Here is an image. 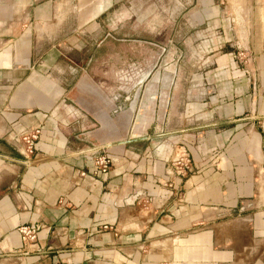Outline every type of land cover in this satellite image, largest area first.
Wrapping results in <instances>:
<instances>
[{
	"label": "crops",
	"instance_id": "0c3cea01",
	"mask_svg": "<svg viewBox=\"0 0 264 264\" xmlns=\"http://www.w3.org/2000/svg\"><path fill=\"white\" fill-rule=\"evenodd\" d=\"M217 1L199 0L196 21ZM54 11L0 0V264H264V70L253 89L228 50L215 90L196 98L156 76L132 119L120 115L125 139L89 147L64 80L38 67ZM30 129L40 135L23 154L11 140ZM175 146L193 162L182 175ZM31 224L35 246L18 229Z\"/></svg>",
	"mask_w": 264,
	"mask_h": 264
},
{
	"label": "rangeland",
	"instance_id": "374dc122",
	"mask_svg": "<svg viewBox=\"0 0 264 264\" xmlns=\"http://www.w3.org/2000/svg\"><path fill=\"white\" fill-rule=\"evenodd\" d=\"M249 1L218 0L219 14L200 24L199 0H53V18L39 32L47 60L38 67L64 80L84 145L111 146L126 136L122 111L132 119L156 76L207 97L229 50L243 80L261 89L264 0ZM252 25L260 44L249 43Z\"/></svg>",
	"mask_w": 264,
	"mask_h": 264
},
{
	"label": "built area",
	"instance_id": "2783aa9c",
	"mask_svg": "<svg viewBox=\"0 0 264 264\" xmlns=\"http://www.w3.org/2000/svg\"><path fill=\"white\" fill-rule=\"evenodd\" d=\"M39 129H30L19 136H15L11 141L18 147L23 154H31L35 150L36 140L39 138ZM173 158L170 160V166L174 168L178 175H182L186 170L193 167V162L188 152L182 146H175ZM111 166V159L106 155H100L94 167V173L106 175ZM186 169V170H185ZM24 240L30 244L36 245L38 239V228L36 225H25L18 228Z\"/></svg>",
	"mask_w": 264,
	"mask_h": 264
}]
</instances>
